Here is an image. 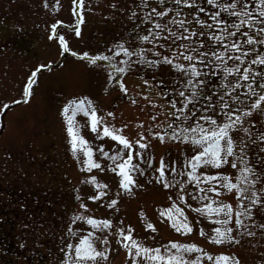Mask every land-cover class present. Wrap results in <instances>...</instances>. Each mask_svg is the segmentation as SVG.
<instances>
[{"label":"snow or ice","instance_id":"6c2138e0","mask_svg":"<svg viewBox=\"0 0 264 264\" xmlns=\"http://www.w3.org/2000/svg\"><path fill=\"white\" fill-rule=\"evenodd\" d=\"M43 3L49 7L47 0ZM72 3L75 23L80 25L84 0ZM58 10L56 0L52 11ZM137 10L142 12L140 24L146 25L143 31L137 24L131 30L135 36L109 45L106 51L75 55L93 64L107 62L106 79L111 82L116 77L122 94L129 88L118 74L161 62L179 74L181 89L176 90L178 98L169 96L167 90L158 92L169 96L164 103L149 100V105L162 111L150 117L151 127L138 121L139 130L132 138L124 133L127 124L117 126L100 116L87 96L72 97L63 104L69 151L85 174L81 183L92 186L94 194L82 197L76 189L79 210L70 217L58 264H109L114 251L110 236L118 238L124 264H240L232 252L211 251L194 241L168 240L150 246L133 235L131 225L123 226L122 220L88 214L85 199L98 203L108 196L105 190L109 188L93 170L116 174L118 191L105 202L108 209L119 210L121 190L131 193L143 188L137 174L145 175L141 163L153 166L155 157L146 155L151 137L160 143L178 142L187 149L179 161L165 164L162 156L149 173L171 193L170 204L160 215L176 233L186 236L195 229L208 244L221 248L238 244L243 236H254L255 229L264 234V222H260L264 220V128L258 130L254 127L258 121L252 119L255 112L264 115V0H138L130 12L133 19ZM58 24L63 21L50 24L49 39L58 37V44L72 51L66 36L58 32ZM72 31L81 35L80 27ZM48 67L42 64L31 71L20 100L31 98L38 73ZM215 76L219 83L211 79ZM143 83L151 84L147 79ZM141 95L147 99L149 93ZM19 102L9 101L2 107ZM78 113L90 118V129L97 137L114 142L111 149L103 144L91 146L78 130ZM107 116L115 119L113 112ZM160 116L163 122L157 120ZM96 153L107 158L103 166ZM186 209L196 215L189 219ZM205 221L211 222L207 231L202 226ZM147 229L156 231L151 222ZM256 264H264V259Z\"/></svg>","mask_w":264,"mask_h":264},{"label":"rangeland","instance_id":"374dc122","mask_svg":"<svg viewBox=\"0 0 264 264\" xmlns=\"http://www.w3.org/2000/svg\"><path fill=\"white\" fill-rule=\"evenodd\" d=\"M47 2L49 7L44 6L43 0H0V219L13 224H0V239L14 246L13 254L1 258L0 264H58L63 258L60 249L70 217L79 210L76 189L82 197L94 194L92 186L81 183L85 174L69 151L66 121L62 115V106L68 99L89 97L100 116L117 126L127 124L124 133L132 138L139 130L138 121L151 127L150 117L154 112L162 111L159 107L153 108L148 101L164 103L169 98L157 95L166 89L156 80L163 82L174 98H178L176 90L181 89L179 74L169 64L161 62L156 67L139 65L138 70L118 74L129 88L127 94H122L116 77H112L111 82L106 79L107 62L93 64L75 55L78 52H103L109 45L135 36L131 30L140 24L142 12L136 11V19L130 12L138 0H84V19L78 26L72 0H58L57 12L52 11L56 0ZM55 20L63 21L57 29L66 36L72 51H65L58 44V37L49 39L50 24ZM76 26L81 29L79 37L72 31ZM145 27L140 24L141 31ZM42 64L49 67L38 73L31 98L20 100L26 78ZM135 72L140 77H136ZM144 79L151 84L144 85ZM211 79L219 83L218 76ZM142 92L149 93L147 99ZM15 100L20 102L3 109L4 103ZM133 100L136 103H132ZM108 112L115 114L114 120L107 116ZM252 119L258 121L254 127L264 128V115L255 112ZM75 120L78 130L92 147L103 144L106 150L112 148L114 142L110 138L97 137L91 131L89 117L78 113ZM157 120L163 122L164 116ZM149 139L151 145L146 155L154 156L155 160L151 168L140 164L145 168V175L137 174V179L143 188H134L131 193L121 190L119 210L108 209L105 202L118 191L116 174L108 169L105 173L93 170V174L108 183L109 188L105 190L108 196L98 203L85 199L89 204L88 214L122 220L123 226L131 225L133 235L150 246L168 240L194 241L211 251H230L239 257L240 264H256L264 259V234L259 229H255L254 236H243L238 244L221 248L208 244L195 229L193 234L184 236L170 227L160 213L169 206L168 195L171 193L155 183L149 173L162 156L165 164L170 160L179 161L180 153L187 149L178 142L160 143L155 138ZM96 157L103 166L107 158L99 153ZM23 195L26 201L19 202L18 196ZM186 211L189 219L196 215ZM148 222L155 225V232L147 229ZM202 226L207 231L211 222L205 221ZM7 230L10 236L6 235ZM109 239L114 249L109 264H124L125 252L119 246L118 238L110 236Z\"/></svg>","mask_w":264,"mask_h":264},{"label":"flooded vegetation","instance_id":"af4514ba","mask_svg":"<svg viewBox=\"0 0 264 264\" xmlns=\"http://www.w3.org/2000/svg\"><path fill=\"white\" fill-rule=\"evenodd\" d=\"M2 244H4V242L2 243ZM1 245V244H0ZM10 247L8 248V250L7 251H5L6 253H8V252H10Z\"/></svg>","mask_w":264,"mask_h":264}]
</instances>
